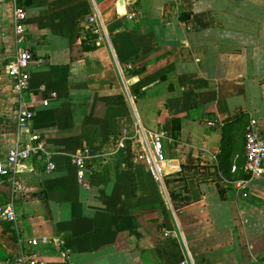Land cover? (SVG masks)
Here are the masks:
<instances>
[{"label": "crops", "instance_id": "0c3cea01", "mask_svg": "<svg viewBox=\"0 0 264 264\" xmlns=\"http://www.w3.org/2000/svg\"><path fill=\"white\" fill-rule=\"evenodd\" d=\"M23 48L17 92L7 69ZM251 119L264 139V0H0V162L44 145L0 177L15 216L0 213V264H264ZM139 130L163 134L165 166L137 160L139 142L117 148Z\"/></svg>", "mask_w": 264, "mask_h": 264}, {"label": "built area", "instance_id": "2783aa9c", "mask_svg": "<svg viewBox=\"0 0 264 264\" xmlns=\"http://www.w3.org/2000/svg\"><path fill=\"white\" fill-rule=\"evenodd\" d=\"M17 0H12L16 3ZM137 13L135 11L127 14L128 19L136 18ZM27 20V14L25 8L19 5H15L13 9V23L15 29V41L16 44H20L24 41L25 37V23ZM91 31L98 34L100 31V22L95 15L90 16L87 19ZM32 60L31 52L28 48H23L17 51L14 62L8 67L7 74L14 83V90L17 92L28 89L30 83V73L28 70L29 63ZM19 125L24 126L30 119V114L24 110H18ZM258 123L256 120L251 119L248 123L245 133V156H244V172L250 177H261L264 174V139L258 132ZM35 143L32 145H26L23 148L14 147L9 150L4 161L0 162V177L10 175L14 166L19 162L27 160L31 155L42 153L44 151L43 143L34 138ZM163 134L161 132L151 133L149 135L144 134L141 130L136 132L134 136L128 137L124 132L119 137L116 146L117 148H123L125 142L135 144L139 142L142 145L143 151L137 154V160L148 163L154 168L163 167L166 165V160L163 156L162 147ZM75 165L80 170V175L83 174V168L85 162L81 158H75ZM52 164L48 165V170H52ZM0 213L7 219L14 221L15 216L11 206L1 208ZM28 245H35L34 241H28ZM28 256H21L16 259V264H37L36 255L34 253L27 254Z\"/></svg>", "mask_w": 264, "mask_h": 264}]
</instances>
